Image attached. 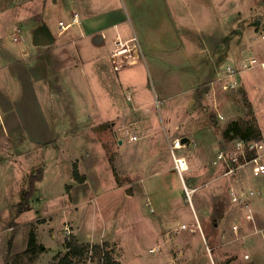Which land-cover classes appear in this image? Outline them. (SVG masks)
Wrapping results in <instances>:
<instances>
[{
  "label": "rangeland",
  "instance_id": "rangeland-1",
  "mask_svg": "<svg viewBox=\"0 0 264 264\" xmlns=\"http://www.w3.org/2000/svg\"><path fill=\"white\" fill-rule=\"evenodd\" d=\"M46 2L0 0V264H56L72 237L108 241L117 258L113 238L129 264H173L170 248L186 242L180 264H209V252L216 264L245 253L264 264V231L255 234L231 199L232 189L247 198L264 227V175H227L216 163L219 149L237 150L238 138L224 137L230 127H252L264 142V70L242 69L264 61V0ZM74 12L80 24L62 32L58 22ZM129 46L141 62L115 70L112 51ZM229 65L238 86L250 74L257 115L242 87L220 84ZM128 80L150 91L144 112L127 109ZM177 138L185 147L173 151ZM174 157L188 163L183 178ZM40 172L29 210L18 211L28 177ZM185 187L196 191L189 197ZM169 211L184 225L163 236L153 219ZM92 256L76 264H98Z\"/></svg>",
  "mask_w": 264,
  "mask_h": 264
},
{
  "label": "built area",
  "instance_id": "built-area-1",
  "mask_svg": "<svg viewBox=\"0 0 264 264\" xmlns=\"http://www.w3.org/2000/svg\"><path fill=\"white\" fill-rule=\"evenodd\" d=\"M80 24V16L78 13L74 12L72 14V20L66 22L61 20L58 22V27L62 32L67 31L74 25ZM17 39V38H16ZM117 44L124 45L122 42ZM119 47L112 51L111 53V64L115 70H120L124 67L136 65L141 62L140 54L135 46H129L125 49H119ZM255 67H260L264 70V61H260L257 58H250L245 64H243L242 69L248 70ZM238 74L239 69L234 68L229 65L225 68L224 74L219 78L220 84L223 86L224 90H233L238 87ZM219 118H223L222 115ZM131 141L137 140L136 136L130 137ZM185 147V142L183 139L177 138L172 141L171 149L173 151L179 150ZM237 150L230 151L228 149H219L216 154V163H222L226 166V174L234 175L235 173L241 172L246 173V175H251L252 177H260L264 175V142L263 141H245L242 139H237L236 141ZM262 152V153H261ZM250 153V156H248ZM175 168L178 170L181 176L188 169V163L184 157H174ZM186 192L189 197L196 190L188 189L185 187ZM251 194L253 192L251 191ZM231 199L233 203L240 205V209L243 211L244 220L248 224H252L257 228V218L253 213L250 206L249 200L247 198L242 199L241 196L235 190H231ZM237 229V228H236ZM210 251V250H209ZM235 264H253L250 253H245L242 259L237 261Z\"/></svg>",
  "mask_w": 264,
  "mask_h": 264
},
{
  "label": "crops",
  "instance_id": "crops-1",
  "mask_svg": "<svg viewBox=\"0 0 264 264\" xmlns=\"http://www.w3.org/2000/svg\"><path fill=\"white\" fill-rule=\"evenodd\" d=\"M59 1V0H58ZM47 6H49V3H48V0H47V2H46V7ZM78 13V12H77ZM261 70V69H260ZM13 79H15L14 77H12ZM256 80V79H255ZM14 81V80H13ZM250 81H252L251 80V77H250V74H248V73H244V76L243 77H241V80L239 79V86L240 87H242L245 91H246V93H247V96L249 97V100L251 101V103L253 104V107L254 108H256L255 109V112H257L256 113V115L258 114V112H260L259 111V109L257 108V106H255L254 105V103L252 102V100H251V98H250V93H249V86H251V85H249V82ZM254 81V80H253ZM125 83H124V87L125 86H128L129 88L131 87V89H133L134 90V96L132 95V94H130L129 96H131L132 95V97H131V99H130V102L131 103H129L128 104V102H127V104H126V107H127V109L129 110V112L130 113H135V112H144L145 111V109H146V106L147 105H149L150 104V101L152 100V95H151V93H150V91L147 89V87H146V84H144V87H139V88H137L138 86L136 85V83L133 81H124ZM239 86H238V88H239ZM256 87L258 88V87H261L260 86V84H256ZM255 86H254V84L252 85V89H254V88H256ZM127 97V96H126ZM110 99H111V97H110ZM176 96L171 100H168V105H170V104H173V101H176ZM177 102V101H176ZM114 105V104H113ZM124 106H125V104H124ZM111 107H112V105L111 106H109V108L107 107V110L105 111V110H103V111H105V112H108L109 113V111H110V109H111ZM125 107V108H126ZM165 111H166V109H165ZM262 114V113H261ZM263 116V115H262ZM257 118L259 119V117L257 116ZM262 118H264V117H262ZM155 121H156V118H153ZM158 121V120H157ZM158 123V122H157ZM261 123V122H260ZM150 124H153V122H150ZM152 136V135H151ZM160 136H162V135H160ZM127 144H132V142H130V143H127ZM127 160V159H126ZM129 161V160H128ZM129 163H131L130 161H129ZM170 167V166H169ZM165 169V168H164ZM167 170V172H169V171H171L172 170V168L170 167V168H166L164 171H166ZM158 172H160L159 170H156L155 171V173H158ZM185 174H187V172L185 171L184 172ZM180 174V173H179ZM85 175L86 176H88V174L85 172ZM182 178H183V176H182ZM255 180V179H254ZM85 183V182H84ZM185 183V182H184ZM196 189V188H195ZM257 201V199L255 200V202ZM197 203H199V202H197ZM179 211V210H178ZM172 211H169V212H163L161 215H159V216H157V217H155V219H153L154 221H153V224L156 222V223H158V225L160 226V228H161V234L163 233V236H164V234H166L165 232H164V230H165V228L166 229H169V228H173L172 229V231H169V232H173V233H177L178 231H179V229L177 228V225H178V227L179 226H181L184 222H181L177 217V215L176 214H179V212H175L174 214L173 213H171ZM195 214V218H197V215H196V212H194L193 213V215ZM193 222L194 221H192L191 223L193 224ZM184 225V224H183ZM249 225H252V224H249ZM194 226H196L195 224H193V225H191V228L193 229V231H195L196 229L195 228H193ZM253 226V225H252ZM253 230H254V232H255V234H259V232L260 231H264V227H261V225H260V223H259V220L257 219V228L256 227H254L253 226ZM162 236V237H163ZM112 240V242H114V243H117L118 245H119V247L122 249V254H117V260L121 263V264H129L128 263V261L126 260V258L127 257H125L124 258V255H125V251H124V248L122 247V245H121V243H119V241H117V240H115V239H113V238H111ZM161 243V242H160ZM160 243H157L155 246H153L150 250H153V249H155V247L156 246H158ZM189 246V243H187L186 242V244H185V248H181L180 249V246L178 245V243H177V245L175 246V249H172V248H170V250H169V252H168V261L169 262H172L173 264L174 263H176V264H180L181 263V261L183 260V259H185V256H186V253H185V250H186V248H187V250H189L190 248L188 247ZM179 247V248H178ZM178 248V249H177ZM207 248H208V245H207ZM210 250V248H208V251ZM209 254H210V258H211V263H209V264H216V262H215V259L213 258V256H212V254L209 252ZM116 255V254H115ZM215 255H217L219 258H221L220 257V255L221 254H217V252L215 253ZM189 257V256H188ZM214 259V260H213ZM252 259V258H251ZM252 263L253 264H260L259 263V261H257L256 260V258L254 257V259L252 260Z\"/></svg>",
  "mask_w": 264,
  "mask_h": 264
},
{
  "label": "trees",
  "instance_id": "trees-1",
  "mask_svg": "<svg viewBox=\"0 0 264 264\" xmlns=\"http://www.w3.org/2000/svg\"><path fill=\"white\" fill-rule=\"evenodd\" d=\"M253 135L254 132L252 127L246 128L244 130L238 125L230 127L224 132L225 138H239L245 141L261 139L260 133L256 137H253ZM40 173L41 174H39L38 176L30 175L28 177V186L26 189H24L22 200L18 205V211L29 210V200L36 191V182L42 179V172ZM73 177L79 183H84L87 180V176L85 174L80 173L77 164L74 165ZM217 214L218 213H215V215ZM33 244L34 239L33 236H31L29 249L33 246ZM67 248V252L56 262V264H76V258H82L89 251H92V257L97 259L98 264H121L115 258V251L114 249L110 248V242L108 241H104L101 244H80L75 237H72L68 243Z\"/></svg>",
  "mask_w": 264,
  "mask_h": 264
}]
</instances>
